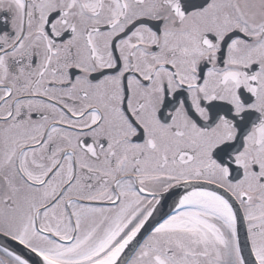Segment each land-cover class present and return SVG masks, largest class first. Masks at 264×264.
Segmentation results:
<instances>
[{
  "label": "snow or ice",
  "instance_id": "snow-or-ice-1",
  "mask_svg": "<svg viewBox=\"0 0 264 264\" xmlns=\"http://www.w3.org/2000/svg\"><path fill=\"white\" fill-rule=\"evenodd\" d=\"M0 264H264V0H0Z\"/></svg>",
  "mask_w": 264,
  "mask_h": 264
}]
</instances>
